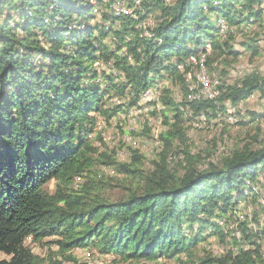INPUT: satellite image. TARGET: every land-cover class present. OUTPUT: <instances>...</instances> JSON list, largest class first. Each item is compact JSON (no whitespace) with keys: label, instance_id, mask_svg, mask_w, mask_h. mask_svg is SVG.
<instances>
[{"label":"trees","instance_id":"trees-1","mask_svg":"<svg viewBox=\"0 0 264 264\" xmlns=\"http://www.w3.org/2000/svg\"><path fill=\"white\" fill-rule=\"evenodd\" d=\"M263 4L0 0V255L6 257L0 264H61L52 261L53 253L71 261L74 250L89 247L101 257L131 262L191 258V248L202 245L210 230L222 245L228 236L229 247L218 256L202 247L203 258L192 264H264L257 241L264 242V226L251 224L253 232L237 224L234 212L250 191L247 183L255 185L264 168V142L258 148L247 144L203 170L186 152L177 154L186 164L181 175L167 165L174 141L182 137L181 108L201 118L202 112L225 111L226 102L235 107L255 92L264 93V75L251 73L232 86L219 83L213 99L192 101L180 71L188 72L190 55L208 49L207 73L224 55L234 56V31L261 22ZM117 5L122 12L113 9ZM100 7L104 11L95 20L92 12ZM218 19L224 20L225 33ZM149 20L144 29L141 24ZM246 46L256 54L251 43ZM162 74L178 82L183 95L177 100L163 89L148 103L162 106L170 129L159 133L160 156L144 175L136 152L130 162L116 164L110 154L98 153L93 141L101 142L100 126L112 127L138 108L141 94ZM167 111L173 115L168 120ZM96 163L131 180L124 198H103ZM230 212L239 236L220 227ZM50 238L56 240L44 242ZM36 245L46 249L45 257L33 253Z\"/></svg>","mask_w":264,"mask_h":264},{"label":"rangeland","instance_id":"rangeland-1","mask_svg":"<svg viewBox=\"0 0 264 264\" xmlns=\"http://www.w3.org/2000/svg\"><path fill=\"white\" fill-rule=\"evenodd\" d=\"M166 1L169 2L170 0ZM90 3L94 4V1ZM119 5L121 4L119 3ZM119 5L113 9L117 12H122L123 8ZM261 8L264 11V4ZM94 10L92 14L96 18L95 20H99V15L103 13L104 9L100 7ZM147 22L144 24H148ZM150 22L151 20H149V25L152 24ZM216 22L222 30L224 28L227 29L224 20L218 19ZM231 43L233 46L232 52L235 55H224L222 59H219V61L213 64L214 71L208 70L207 75L212 80V83L216 79L220 84L232 86L233 83L245 75L251 73L264 75V17L261 22L252 26L243 25L241 31H234ZM250 43L256 48V54H252V51L247 48L246 44L248 45ZM209 51L210 49H208L207 53ZM222 60H225V65L221 63ZM215 65L217 67H214ZM96 68L99 69L100 67ZM188 68L190 67L188 66ZM222 70L226 72L225 76L220 75ZM180 71L183 73V80L186 81L188 90L190 88L195 89L198 86L199 69L190 68L187 73H184L180 67ZM172 80V77L167 74H162L161 79H156L159 88L162 84L158 97L162 92L161 90L167 89L172 93L173 98L175 97L177 100L182 98L183 91L179 83L176 81L173 82ZM155 104V106L151 105L154 110L153 112L156 113L154 116H151V114L149 117L147 116L151 112L148 111L149 105L146 104L145 108H147L148 112L142 107L140 112L133 113L131 111L128 115H123V117H127L123 118L121 116L120 121L111 122L113 124L112 127L100 126L97 133L100 135L101 142L93 141L94 139L91 140L93 141V146L98 150V153L110 154L112 161L114 159L116 164H125L130 162L132 152H136L141 157L138 168L141 169L144 175L150 173L162 149V143L161 146H156L155 144L158 142V135L163 128L166 131L170 129L169 122L168 124L164 123V109L160 104ZM224 106L226 107L225 111L215 110L209 113L202 112L204 115L201 118L200 116L191 117L189 113L186 115L185 109L181 108L182 117L180 128L182 137L174 141L173 148L168 153L167 165L171 172L176 175L183 173L186 164L182 161V156L177 155L180 153L183 155V152L188 153L189 156L194 158L195 168L203 170L210 164L218 166L222 159L229 156L232 152L242 149L247 144L252 145L253 148H258V144H263L264 93L255 92L245 101L238 103L234 108L229 106L227 102ZM172 117L173 115L167 111V120ZM254 137L257 138V143L252 141ZM93 172H95L99 179L97 181L101 183L100 186L102 187L99 190L106 200L110 202L118 201L128 194L127 190L130 188L131 180L125 178L124 175H117L115 168H105L103 165L96 163L93 167ZM47 187L48 191L52 192L53 184L49 183ZM246 188V190L244 189L245 191H250L247 192L245 199L237 202L234 212L237 214L235 215L237 224H246L253 231L251 224L264 226V168L258 172L255 178V185L252 186L247 183ZM234 212H230L227 215L229 218L227 221L226 219L220 220L219 224L222 225L220 226L218 224V226L224 229L228 227V229L233 230V234L239 236V229L234 225ZM228 223L229 226L227 225ZM184 234L188 236L189 233L187 230H184ZM208 234L210 236L207 237L206 241H203L202 245H196L191 248V253L193 254L191 258H186L187 256L181 255L175 259L160 258L156 261L131 262L124 261L113 255L101 257L96 250L89 247L85 250H74L71 253V261L65 260L61 255H57V253H53L52 261L60 262L61 264H192L194 260L197 261L199 258H203L202 247L206 251H212V255L214 256L223 254L229 247L228 236L225 237V244L222 245V242H218L214 231L210 230ZM48 240L55 241L56 238H50L44 242ZM257 241L260 244L262 260L264 262V242L259 238H257ZM245 246L252 248L250 244H246ZM54 250L56 249L54 248ZM32 251L41 258L47 255L46 249L40 245L32 246ZM0 259H6V257L0 255Z\"/></svg>","mask_w":264,"mask_h":264},{"label":"bare ground","instance_id":"bare-ground-1","mask_svg":"<svg viewBox=\"0 0 264 264\" xmlns=\"http://www.w3.org/2000/svg\"><path fill=\"white\" fill-rule=\"evenodd\" d=\"M146 23V22H145ZM148 24H144L143 25L141 24V26L145 29L146 28V25L149 26V21L147 22ZM151 23V22H150ZM151 25V24H150ZM225 28L223 29V33H225ZM203 56L200 58V55H190L187 59H186V62L185 64L187 66H189L190 68L192 69H199L200 71V76L198 78V86L194 89V88H190V99L192 101H199V100H202V99H213L215 98V96H217L218 94V91L216 89H214V87H217L219 86L218 83L219 81L215 79V82L212 83V80H210L208 78V73H207V69L205 70V66H204V62H205V57L207 56V52H203ZM189 68V69H190ZM162 88V84H161V87L159 88V85L158 83H155L153 86H151L150 88H148L146 91H144L142 94H141V98L137 104V107L138 108H134V109H131V110H128V112L124 115H128L129 112H140V109L142 107H144V110L146 112H151L152 111V107L149 106V109L147 111V108H145L146 104L152 102L153 100L155 101L157 99V96H158V93H159V89ZM155 91V92H154ZM233 107V106H232ZM234 108V107H233ZM236 109V108H235ZM238 110V109H237ZM229 113V112H228ZM234 113V112H233ZM137 114V113H136ZM121 117V116H120ZM118 118L119 120L121 118ZM123 117V115H122ZM127 117V116H125ZM123 117V118H125ZM230 119V118H229ZM228 123V122H227ZM113 125V124H112ZM117 135V134H116ZM112 141V140H111ZM156 146L159 145L158 142L155 143ZM139 146V145H138Z\"/></svg>","mask_w":264,"mask_h":264},{"label":"built area","instance_id":"built-area-1","mask_svg":"<svg viewBox=\"0 0 264 264\" xmlns=\"http://www.w3.org/2000/svg\"><path fill=\"white\" fill-rule=\"evenodd\" d=\"M203 54H204L203 52L199 53L200 58L203 56ZM217 88H218V87H214V89H216V90H217ZM154 92H155V91H154Z\"/></svg>","mask_w":264,"mask_h":264}]
</instances>
